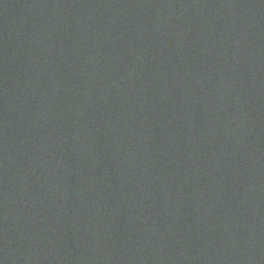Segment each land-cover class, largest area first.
I'll list each match as a JSON object with an SVG mask.
<instances>
[{"label": "water", "instance_id": "95a60500", "mask_svg": "<svg viewBox=\"0 0 264 264\" xmlns=\"http://www.w3.org/2000/svg\"><path fill=\"white\" fill-rule=\"evenodd\" d=\"M0 264H264V0H0Z\"/></svg>", "mask_w": 264, "mask_h": 264}]
</instances>
